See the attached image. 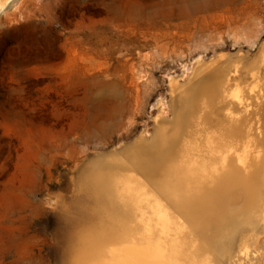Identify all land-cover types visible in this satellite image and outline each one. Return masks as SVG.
I'll return each mask as SVG.
<instances>
[{
  "label": "rangeland",
  "instance_id": "rangeland-1",
  "mask_svg": "<svg viewBox=\"0 0 264 264\" xmlns=\"http://www.w3.org/2000/svg\"><path fill=\"white\" fill-rule=\"evenodd\" d=\"M5 1L0 264H108L147 240L181 264H264V0ZM164 146L165 170L228 158L214 216H184L194 183L139 172Z\"/></svg>",
  "mask_w": 264,
  "mask_h": 264
},
{
  "label": "bare ground",
  "instance_id": "bare-ground-1",
  "mask_svg": "<svg viewBox=\"0 0 264 264\" xmlns=\"http://www.w3.org/2000/svg\"><path fill=\"white\" fill-rule=\"evenodd\" d=\"M9 1L10 0L5 1V4ZM212 1H214L215 4L217 3L215 0H212ZM183 3H186V2L183 1ZM195 4L193 5L195 6ZM219 4L217 3V5ZM186 5L187 4H185V6ZM193 5L192 7L194 8ZM177 6H178V3H177ZM3 7L4 6H2L1 8ZM169 9H170V6H169ZM175 50L176 49H174V51ZM171 155H172V146L161 147L160 149L157 150V154L155 156H149V155L147 156L149 161H147L146 165L138 167L139 172H142L146 176V178L153 183V186H155L157 190H161L163 189V187L166 188L165 186V183H167L166 181H168L169 183L168 187L172 191H175V189L173 190L172 187H176V186L181 187L183 183H187V184L194 183L195 187H197V191L194 193L193 196L183 198V197H177L174 195V197L178 201L179 199H182V198H183L182 199L183 201H187V204H186L187 208L185 209L184 216L189 222H192V223L201 218H208V217L214 216V213L216 210L215 207L219 204V201L222 200L224 190H227L228 188H230V186L232 185V181H233L234 171H233V167L230 165V161H228V158L227 157L221 158V162L223 164H222L221 171L219 172L215 170H211L210 168H207L205 166H198V165L186 166L184 168H181L180 170L176 166L171 165V167L168 170H165L162 166L164 162V158L162 157L171 158ZM163 171H165V174H163ZM163 177L165 180L163 179ZM205 183H210V185L211 184L214 185L210 187L211 189H210L209 199L205 195H202V190L205 188V185H204ZM162 194L166 195L165 190L162 191ZM206 202H208V206L205 204ZM83 220H86V219L83 218ZM160 232L163 233L164 236L167 235L166 234L167 231L164 226H161ZM146 233H149V230H146ZM136 244L138 243L134 241H130L126 243L125 245H123L122 247H120L119 249L118 248L111 249L110 250L111 258L109 259L108 264H181L179 261L180 258L178 256V253H176L177 251L174 246H171L168 251V249H166L163 246L164 244L159 241H155L153 244H151V242L147 240L145 242V244L147 245L145 246H138Z\"/></svg>",
  "mask_w": 264,
  "mask_h": 264
}]
</instances>
